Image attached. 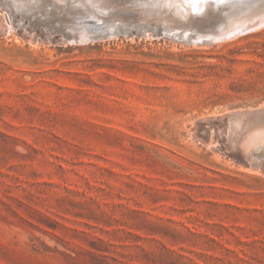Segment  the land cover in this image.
<instances>
[{
	"label": "rangeland",
	"instance_id": "374dc122",
	"mask_svg": "<svg viewBox=\"0 0 264 264\" xmlns=\"http://www.w3.org/2000/svg\"><path fill=\"white\" fill-rule=\"evenodd\" d=\"M114 4L79 45L0 6V264H264V27L192 43Z\"/></svg>",
	"mask_w": 264,
	"mask_h": 264
},
{
	"label": "bare ground",
	"instance_id": "6f19581e",
	"mask_svg": "<svg viewBox=\"0 0 264 264\" xmlns=\"http://www.w3.org/2000/svg\"><path fill=\"white\" fill-rule=\"evenodd\" d=\"M130 1L137 11L135 16L138 13L139 19L147 23L152 21L154 26L155 24L163 25L167 33L192 43H203L209 40L214 43L224 42L264 27V0H212V2L202 0L201 3H197V0ZM219 3H221L220 6H218ZM2 5L10 10L26 12V15L35 9H43L47 15L55 10L68 16L70 20L66 41L75 45L109 39L113 32L119 31L126 22L122 15L123 9L118 8L114 0H0V6ZM204 10H208L209 14H202ZM213 15L219 16L220 21H224L219 27L217 24L212 27L205 23L208 18L214 19ZM239 118L235 119L238 127L244 123H242L244 119ZM251 142L258 143L254 151L264 156V130L259 131ZM257 162L258 160L254 163Z\"/></svg>",
	"mask_w": 264,
	"mask_h": 264
},
{
	"label": "water",
	"instance_id": "95a60500",
	"mask_svg": "<svg viewBox=\"0 0 264 264\" xmlns=\"http://www.w3.org/2000/svg\"><path fill=\"white\" fill-rule=\"evenodd\" d=\"M205 1H207V0H205ZM209 2H212V0H208ZM250 1V0H249ZM202 2V0H199V3H201ZM198 3V2H197ZM221 3H223V2H221ZM221 3H219L218 4V6H220L221 5ZM202 14H209V11L208 10H204L203 12H202ZM214 16V15H213ZM215 18L214 19H207V21H205V23L206 24H208V26H212V27H214L216 24L218 25V27L220 26V23L221 22H224V21H220V17L219 16H217V15H215L214 16ZM246 33H248V32H246ZM246 33H244V34H246ZM206 41V40H205ZM209 41H211V40H209Z\"/></svg>",
	"mask_w": 264,
	"mask_h": 264
},
{
	"label": "snow or ice",
	"instance_id": "6c2138e0",
	"mask_svg": "<svg viewBox=\"0 0 264 264\" xmlns=\"http://www.w3.org/2000/svg\"><path fill=\"white\" fill-rule=\"evenodd\" d=\"M197 2L199 3V0H197Z\"/></svg>",
	"mask_w": 264,
	"mask_h": 264
}]
</instances>
